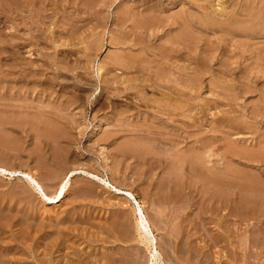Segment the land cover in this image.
Listing matches in <instances>:
<instances>
[{"label": "rangeland", "instance_id": "374dc122", "mask_svg": "<svg viewBox=\"0 0 264 264\" xmlns=\"http://www.w3.org/2000/svg\"><path fill=\"white\" fill-rule=\"evenodd\" d=\"M54 1H46L50 6L49 11L43 14L45 19H41L40 30L36 32L39 43L33 46L29 43L22 47L20 43L19 48L16 44L18 40L14 39L16 48L12 46L7 48L4 41L7 36L10 38L9 34H14V29L9 27L10 23L6 24V14H0V166L30 173L36 180L38 179L47 195H53L67 172L76 168L90 171L110 181L111 185L122 188V192L131 191L142 204L151 221L165 264H206V262L207 264H264V161L262 164L259 163L258 167H253L248 165L251 163L238 165L236 161H230V157L225 163L226 161L221 160L219 156L231 146L232 150L245 149L250 154L264 150V121L263 123L260 121L262 115L264 116V76L259 73L261 76L259 79L240 78L244 72H249L255 67L252 66L255 63L253 58L257 57L256 53L262 52L264 48L262 47L264 46V0H208L209 2L194 0L193 5L190 3L193 0ZM8 2L3 0L4 5ZM206 3L212 6V10L219 11L226 7L227 13L235 12L233 19L240 18L239 21L243 23L240 24L238 21L236 26L243 25L246 28L253 23V20L257 21L253 30L260 35L249 38L246 33H237L235 38L228 30L231 27H225L223 30L219 28L215 33L211 31L200 33V29L192 31L189 25L186 26L188 24L186 11L194 16V20L203 23L200 13L206 12ZM4 5L0 6L1 10ZM154 10L160 11L161 15L169 18L170 22L179 17L186 26L182 28L190 30L196 36L193 35V39L198 40L197 36L205 34L204 38L209 41L208 54L211 58L207 63L208 67L201 71L204 89H197V99L190 100L192 106L194 102L196 106L192 107L193 113L188 114L189 109L185 114L193 115L202 111L205 121L197 134L199 138L203 136L201 141L207 147L203 153L214 154L210 159H213L212 163L219 172L224 166L230 165L228 167L232 170L231 189L229 188L230 191L227 193L229 205L221 206L217 199L209 202L211 198L208 196L209 192H206L202 183H198L196 176L193 175L194 172L188 173L192 171L189 166L183 165L187 170L185 171L179 169L178 164L175 165L177 162L173 160V156L176 154V147L174 148L168 140L159 141L149 136L147 132H150L149 125L152 118L149 109L145 108L142 100L140 101L141 93L136 97L131 95L133 98L130 96L134 102H131L124 93L117 94L123 88L136 85L135 82L130 81H133L136 75L134 69H130L128 62L130 60L135 62L147 55L134 36V20H143L144 15L152 11L154 13ZM254 15H259L262 20L254 19ZM19 18L18 16L17 21L23 19L19 20ZM220 18L224 20L227 16L221 15ZM26 21L28 24L29 20ZM28 26L29 24L20 26L12 36L26 39L29 34ZM158 30L160 34H165L164 38H152L149 46L153 45L152 50L156 49V53L163 50L161 54L164 56L166 53L165 47L162 48L163 44L169 46L171 41L169 39L175 37L182 29L168 24ZM253 30H248V33H254ZM226 32H231L228 38L232 37L233 40H229L228 44L226 43L227 48L222 49L223 45L218 39L226 35ZM195 39L194 42H197ZM157 44H160L159 49ZM250 45L256 50L253 56L250 55L252 49ZM220 47L222 50L219 49ZM171 54L172 58L168 55L161 59L157 58L158 56L156 58L161 61L167 59L164 61L168 64L172 62L182 67H179L180 71L176 69L177 72L185 69L191 75H195V72L198 75L200 71L195 63L183 58L178 59L173 52ZM222 54H225V57ZM124 57L126 60L123 59ZM146 57L147 60L152 58L151 54ZM223 58L229 60L228 64L232 66L234 72L231 76L224 77V81L218 70L219 62L223 61ZM9 62L21 65L24 80L18 73H12L6 78L5 69ZM259 62L261 65L264 63L262 60ZM29 64L37 69L33 75L24 66ZM100 66L102 69L99 75L97 71ZM157 68L156 65L155 70ZM262 68L264 70V65L260 70ZM192 69L197 70L193 72ZM168 71L173 73V70L165 69V72L170 74ZM19 78L22 79L21 82ZM126 78L129 83L126 82ZM210 81L212 84L208 86ZM251 81L256 82L251 83ZM236 84L239 86L236 87L237 89ZM148 86L147 83L145 96L149 99H160L161 94L158 92L156 94V91ZM128 92L135 91L131 89ZM257 111L261 114L259 120L253 119ZM45 129L46 135L43 132ZM205 142L206 144L212 142V151L208 152L211 146L208 147ZM181 145L184 146L185 143ZM183 146L179 147V155H182V151L186 148ZM201 149L197 148L200 152L203 150ZM173 171L176 174L173 175L171 173ZM22 174L0 173V264H60L59 261L62 264H147L149 249L142 240L143 237L138 234L134 203L121 191L117 192L113 186L107 187L99 180L93 183L86 177L87 175L78 173L72 178L71 188L65 199L61 203H53L45 200L37 192L35 184ZM173 177L174 180L170 179ZM191 178L195 179L191 180ZM237 184L239 187H236ZM45 241H49V244Z\"/></svg>", "mask_w": 264, "mask_h": 264}, {"label": "bare ground", "instance_id": "6f19581e", "mask_svg": "<svg viewBox=\"0 0 264 264\" xmlns=\"http://www.w3.org/2000/svg\"><path fill=\"white\" fill-rule=\"evenodd\" d=\"M9 2L4 5L3 3V0L0 1V6L2 7L4 5V8H2L3 10H1L0 8V14H3L4 13L6 14L5 15V19H6V24L10 23L9 27H11L12 29H14V34H15V31L16 29L22 25L26 26L29 24V26L27 27L29 29V34H28V37H26V39H23L22 40V37L21 36H12L9 34L10 38H8V36L6 37L5 39V43H6V47L7 48H10L8 46H12V47H15L14 44V39H17L18 41H21L22 42H19L17 44V46L20 48V46L22 45V47L26 44V45H36L38 44V35H36V32L40 30V25H41V22L42 20L41 19H45L44 17V13L46 11H49V8L50 6H48V3H46V1H49V0H8ZM51 1V0H50ZM54 1V0H53ZM59 1V0H58ZM94 1V0H93ZM207 2H209L208 0H205ZM55 2V1H54ZM66 2V1H65ZM77 2V1H76ZM83 2V1H81ZM195 2L194 0L193 1H190V3L193 5ZM211 2V1H210ZM3 3V4H2ZM80 3V2H79ZM84 3H86L84 1ZM83 3V4H84ZM90 3V2H89ZM211 4V3H210ZM219 4V3H218ZM222 4V3H220ZM248 4V3H247ZM78 5V4H77ZM86 5V4H85ZM206 12H202L200 13L201 16H202V19H203V23H200V21L198 22V20H194V16L191 15V13L189 11H186V15L187 16V21L186 23V26L189 25L191 28L189 29H192V31L195 30H199L200 33H207L209 31L211 32H214L215 31H218L219 28L221 30H223L225 27H231L230 29H228L229 31H231V36L232 37H235V35L238 34H241V33H246L247 34V37L249 38H256L258 35V33H255L254 32V28L255 25L257 24V21L254 22L253 20V23H251V25L247 26L245 28V26H236V23H238L239 20L238 19H233L234 18V13H227V11L225 10V8L223 7L221 10H212L211 9V5H209L208 3H206ZM82 6V4H81ZM92 6V5H91ZM188 6V5H187ZM232 6V5H231ZM52 7H54L52 5ZM76 7V6H75ZM97 7V6H95ZM214 7V6H213ZM228 7V6H227ZM77 8V7H76ZM83 8V7H82ZM88 8V7H87ZM94 8V7H93ZM61 9V8H60ZM71 9V8H70ZM84 9V8H83ZM192 9V8H191ZM252 9V8H251ZM260 9H261V6H260ZM57 10V9H56ZM55 10V11H56ZM190 10V9H189ZM51 11V10H50ZM155 11V10H154ZM157 11V12H156ZM154 13L153 11L151 13H147L146 15H144V19H136L134 20V29L135 31H133L134 33V36L136 38V41H138L139 45H141V47H143V51L145 49V53L147 55H143L144 58L146 56H149V54H151V57L152 58H149L147 60V57H146V60L144 59H137V61H127L128 64H129V67L130 69H134L133 71L135 72L133 78V81L130 80L131 82H135L136 85H133V87H126V88H123V90H120V92H118L117 94H120L121 93H124L126 95L127 98H130L131 95H135V97L137 95L140 94V101L142 100L145 104V108L149 109V115H151V118L152 120H150V125L151 126V129H150V132H147L149 133L148 135L149 136H152L153 139L155 140H159V141H162V140H168L169 142H171L174 146V148L176 147V154L175 156H173V160H175L177 163H175V165L178 164V168L179 169H183L185 171H187L186 169L183 168V165L184 164H187L189 166V169L192 170L188 173H192L193 172L196 174H193L194 176H196V179L198 180V183H202V185L205 187V189L207 190L206 192H209L210 195H208L210 201H212L213 199H217L218 203H221V206H225L226 204H228L229 202V199H228V192L230 191L229 188L231 189V185H230V174L232 172V170L229 168L230 165L228 166H224V168L222 169V171H218L216 170L215 168V164L212 163L213 159H210L212 154H207L205 155L203 153V151L205 150L206 151V146L204 145V143H202L201 139L203 140V136L202 138L198 136L197 132L202 128L203 126V122L205 121V115L202 114V111L201 112H198V113H195L193 115H187L185 114V112H187V110L190 111V113L188 114H192L193 112L192 111V107L195 106V102H194V106L193 103L190 102V100L192 101L193 99H195L196 97H198V90L197 89H204V86L202 87V82L204 80L203 79V69H206L208 67L207 63L210 61V54L209 53V41L206 40L205 37V34H202L200 36H197L198 40H195L197 42H194V39H193V33L190 32V30H186L185 28H182V26L184 27V23L182 22L181 19H179V17H176L175 20H171L172 22H170L169 18H164V16H162L161 12L156 10ZM208 11V12H207ZM260 11V10H259ZM53 12V11H51ZM231 12V11H230ZM261 12V11H260ZM76 13V12H75ZM99 13V12H98ZM48 14V13H47ZM69 14V13H67ZM193 14V13H192ZM239 14V13H238ZM50 15V14H49ZM74 15V14H73ZM222 16H227L226 19H222L220 18ZM249 16V14H247ZM18 16L20 18H23L22 20L19 18V20L21 21H17L18 19ZM55 16V15H54ZM26 17V18H25ZM42 17V18H41ZM64 17V16H63ZM73 17V16H72ZM142 17V18H143ZM196 17V16H195ZM260 16H255L254 15V19L258 18L259 20H262L259 18ZM3 18V17H2ZM50 18V17H49ZM53 18V16H52ZM67 18V17H66ZM71 18V17H70ZM174 18V17H173ZM197 18V17H196ZM251 18V17H250ZM27 20L28 21V24H27ZM69 19V18H67ZM75 19V18H74ZM95 19V18H94ZM172 19V18H171ZM186 19V18H185ZM201 19V18H200ZM253 19V17H252ZM2 20V19H1ZM14 20H15V23H14ZM47 20V19H46ZM50 20V19H49ZM64 21V20H62ZM98 21V20H97ZM133 21V20H132ZM185 21V20H184ZM248 21V20H247ZM246 21V22H247ZM72 22V21H71ZM70 22V23H71ZM83 22V21H82ZM240 22V21H239ZM251 22V21H250ZM261 22V21H260ZM45 23V22H44ZM69 23V24H70ZM133 23V22H132ZM172 25V26H175L176 28H179V29H182L181 32H179L175 37H170L171 39H169V43L170 45L169 46H166L164 43L162 48L165 47L164 51L166 53V55H168L169 57H171V53L173 52V54H176L178 57H175L178 58V59H187V60H190L191 62L195 63L199 68L197 74L196 75V70H193V72H195V75H191V73L189 74V72L187 73L185 71V69H183V73L179 72L180 69L177 64L174 65L172 64H168L167 61H164V60H167V59H164L163 61L157 59V58H160L161 57H166V55L162 56V52L163 50H161L159 53H156V49L153 51V45L149 46L150 45V42L152 40V38H164L165 34H160V30H158L159 28H163L165 25H168V24ZM259 23V21H258ZM84 24V23H83ZM240 24H243L242 22H240ZM62 25V24H61ZM60 25V26H61ZM76 25V24H74ZM7 28L8 25H6ZM43 26V25H42ZM68 26V25H67ZM185 26V27H186ZM259 26V25H258ZM45 27V26H44ZM63 27V26H62ZM188 27V26H187ZM1 28V27H0ZM4 28V27H3ZM46 28V27H45ZM73 28V27H71ZM93 28V27H92ZM226 28V30H227ZM10 29V28H9ZM65 29V28H64ZM79 29V28H77ZM90 29V28H89ZM47 30V29H46ZM49 30V29H48ZM83 30V28H82ZM163 30V29H162ZM161 30V31H162ZM227 30V31H228ZM248 30H253L254 33H248ZM256 30V29H255ZM258 30V29H257ZM264 30V29H263ZM62 31V30H61ZM93 31V30H92ZM91 31V32H92ZM132 31V30H131ZM259 31V30H258ZM12 32V31H11ZM42 32V31H41ZM87 32V30H86ZM122 32V31H121ZM197 32V31H195ZM252 32V31H251ZM71 33V32H70ZM83 33V32H81ZM159 33V34H158ZM168 33V32H167ZM230 33H227L226 32V35L224 34L223 36H221L218 40V42L222 45H223V48L222 49H225L226 45L228 44L227 42L229 40H233L232 37H230V39L228 38L230 35ZM199 34V33H197ZM41 35V34H40ZM43 35V34H42ZM52 35V34H51ZM54 35V34H53ZM65 35V34H64ZM72 35V34H71ZM76 35V34H75ZM119 35V34H118ZM168 35V34H167ZM5 36V35H4ZM74 36V35H73ZM83 36V35H82ZM81 36V37H82ZM195 36V35H194ZM20 37V39H19ZM53 37V36H51ZM54 37L57 38V36L54 35ZM60 37V36H59ZM67 37V36H66ZM70 37V36H69ZM76 37V36H75ZM84 37V36H83ZM169 37V36H168ZM196 37V36H195ZM236 38V37H235ZM48 39V38H47ZM60 39V38H59ZM62 39V38H61ZM71 39V38H70ZM79 39V38H78ZM42 40V39H41ZM56 40V39H55ZM66 40V39H65ZM73 40V39H72ZM71 40V41H72ZM168 40V38H167ZM84 41V40H83ZM203 41V42H202ZM250 41V39H249ZM57 42V41H56ZM64 42V40H63ZM82 42V40H81ZM120 42V41H119ZM163 42V41H162ZM203 44H202V43ZM240 42V41H239ZM21 43V45H20ZM67 43V42H66ZM74 43V42H73ZM135 43V42H134ZM168 43V42H167ZM195 43V44H194ZM227 43V44H226ZM41 44V43H40ZM62 44V43H61ZM78 44V43H77ZM156 44V43H155ZM161 44V43H160ZM160 44H157L159 45L158 49L160 48ZM202 44V45H200ZM5 45V44H3ZM67 45V44H66ZM241 45V44H240ZM243 45V44H242ZM73 46V45H72ZM11 47V48H12ZM46 47V46H45ZM57 47V46H56ZM247 47V46H246ZM251 47V45H250ZM262 47H264L262 45ZM16 48V47H15ZM14 48V49H15ZM227 48V47H226ZM252 48V49H251ZM249 50L251 51L250 52V55L253 56V54L255 55V49H253V47H251ZM59 49V48H58ZM125 49H127L125 47ZM142 49V48H141ZM220 50L221 47L219 48ZM263 51L260 52V53H256L257 57H252L253 59H255V63L254 65L252 66H255L254 68L252 67V70L250 69L249 72L246 71V73L244 72L242 77L240 78H246L247 79H250L252 80L254 77L255 78H260L261 76L259 75V73H262V75L264 76V70L263 68L260 70L261 67H263V65L260 64L259 60H262L264 61V48L262 49ZM32 51V50H31ZM73 51V50H72ZM140 51V50H139ZM156 51V52H155ZM159 51V50H158ZM141 52V51H140ZM138 52V53H140ZM221 52V51H220ZM144 53V52H143ZM144 53V54H145ZM164 53V54H165ZM7 54V53H5ZM45 54V53H44ZM49 54V53H48ZM52 54V53H51ZM135 54V53H133ZM3 55V54H2ZM12 55V54H11ZM13 55H16V54H13ZM223 56L225 54H222ZM221 55V56H222ZM242 55V54H241ZM116 56V55H115ZM124 56V55H123ZM156 56H158L156 58ZM174 56V55H173ZM250 56V57H251ZM11 57V56H10ZM19 57V56H18ZM61 57V56H60ZM67 57V56H65ZM118 57V56H117ZM122 57V56H121ZM127 57V56H125ZM123 58L126 60V58ZM132 57V55H131ZM136 56H134L135 58ZM225 57V56H224ZM233 57V56H232ZM235 57V56H234ZM7 58V57H6ZM26 58V57H25ZM29 58V57H28ZM120 58V57H119ZM129 58V57H128ZM133 58V57H132ZM130 58V59H132ZM138 58V57H137ZM168 58V57H167ZM172 58V57H171ZM229 58V57H228ZM237 58V57H236ZM11 59V58H10ZM16 59V58H15ZM23 59V58H22ZM47 59V58H46ZM51 59V57H50ZM87 59V58H86ZM115 59V58H114ZM177 59V60H178ZM249 59V58H248ZM9 60V59H8ZM12 60V59H11ZM37 60V59H35ZM124 60V61H125ZM134 60V59H132ZM169 60V59H168ZM176 60V62H177ZM219 60V59H218ZM223 58V61H220V66L218 68V70L220 71L221 74L219 75H222V81H224V77H227V76H231L232 74H234L233 72V69H232V66L230 67V65L228 64L229 63V60H226ZM39 61V60H37ZM172 61V60H170ZM179 61V60H178ZM56 62V61H55ZM175 62V60H174ZM185 62V61H183ZM34 63V62H33ZM46 63V62H45ZM50 63V62H49ZM60 63V62H59ZM22 64V63H21ZM126 64V62H125ZM232 64V63H230ZM5 65V64H4ZM36 65V64H35ZM53 65V64H52ZM67 65V64H66ZM114 65V64H112ZM158 66V68L155 70V66ZM173 65V66H172ZM180 65V64H179ZM7 68L5 69V75H6V78L7 77H10V75L12 73H18V74H21L23 73V68L21 67V65L18 63H7ZM26 66V68H28V71L29 73H33L35 74V71L37 69L34 68V66L32 65H24ZM39 66V65H38ZM76 66V65H75ZM119 66V65H118ZM250 66V65H249ZM44 67V66H43ZM47 67V66H45ZM58 67V66H57ZM66 67V66H65ZM104 67V66H103ZM111 67V66H110ZM113 67V66H112ZM115 67V66H114ZM113 67V68H114ZM127 67V66H126ZM188 67V66H187ZM186 67V68H187ZM248 67V66H247ZM71 69V67H69ZM182 68V67H180ZM194 68V67H193ZM196 68V67H195ZM236 68V67H235ZM48 69V68H47ZM102 69V66H100L98 68V73L100 75L101 73V70ZM165 69H169V70H173V73L171 74L170 72L172 71H168L170 74L166 73L165 72ZM179 69V71L177 72V70ZM201 69V70H200ZM25 70V69H24ZM112 70V69H111ZM176 70V71H175ZM208 70V69H207ZM191 71V72H192ZM202 71V72H201ZM206 71V70H205ZM262 71V72H261ZM51 72V71H50ZM53 72V71H52ZM192 72V73H193ZM26 73V72H25ZM80 73V72H79ZM218 73V72H217ZM64 74V73H63ZM123 74V73H122ZM129 74V73H128ZM187 74V76L185 75ZM253 74V75H252ZM60 75V74H59ZM67 75V74H66ZM81 75V74H80ZM130 75V74H129ZM133 75V74H132ZM131 75V76H132ZM206 75V74H205ZM13 76V75H12ZM45 76V75H44ZM63 76V75H62ZM105 76V75H104ZM116 76V75H115ZM25 78V76H21V78ZM30 77V76H29ZM34 77V76H33ZM50 77V76H49ZM217 77V76H216ZM21 78H19L20 82H21ZM23 78V80H24ZM56 78V77H55ZM116 78V77H114ZM119 78V77H118ZM123 78V77H122ZM202 78V79H201ZM239 78V76L237 77ZM30 79V78H28ZM53 79V78H52ZM60 79V78H59ZM62 79V78H61ZM81 79V78H80ZM85 79V78H84ZM127 79V78H126ZM132 79V78H131ZM232 79V78H231ZM11 80V79H9ZM8 80V81H9ZM36 80V79H35ZM34 80V81H35ZM75 80V79H74ZM124 80V79H123ZM221 80V79H220ZM226 80V79H225ZM12 81V80H11ZM103 81V80H102ZM111 81V79H110ZM109 81V82H110ZM115 81V80H114ZM138 83H137V82ZM227 81V80H226ZM249 81V80H248ZM5 82V81H4ZM26 82V81H23V83ZM52 82V81H51ZM106 82V81H105ZM118 82V81H117ZM126 82H128V79L126 80ZM146 82V83H145ZM252 82H256V81H251ZM14 83V82H13ZM43 83V82H42ZM86 83V82H85ZM129 83V82H128ZM127 83V84H128ZM147 83L149 84L150 88L152 87V89L154 91H156V94L157 92L160 95V99H149L147 98L146 95V85ZM214 83V82H213ZM223 83V82H222ZM32 84V83H31ZM90 84V83H89ZM212 82L210 81L208 86L211 85ZM226 84V82H225ZM43 85V84H42ZM115 85V84H114ZM230 85V83H229ZM53 86V85H52ZM148 86V87H149ZM207 86V84L205 85ZM233 86V85H232ZM231 86V87H232ZM238 85L236 84L235 88L237 87ZM56 87V86H55ZM121 87V86H120ZM123 87V86H122ZM211 87V86H210ZM230 87V86H228ZM239 87V86H238ZM12 88V87H11ZM74 88V87H73ZM118 88V87H117ZM233 88V87H232ZM115 89V88H114ZM131 89H133V91L135 92H128V91H131ZM208 89H212V88H208ZM231 89V88H230ZM237 89V88H236ZM246 90H249L247 88H245ZM8 90V89H7ZM60 90V89H59ZM110 90V89H109ZM119 90V89H117ZM128 90V91H127ZM148 90V89H147ZM244 90V89H242ZM34 91V90H32ZM115 91V90H114ZM200 91V90H199ZM232 91V90H231ZM102 92V91H101ZM116 92V91H115ZM214 92V91H212ZM50 93V92H49ZM67 93V92H66ZM110 93V92H109ZM114 93V92H113ZM112 93V94H113ZM149 93V92H148ZM244 93V92H243ZM31 95V94H30ZM33 95V94H32ZM239 95V94H237ZM72 96V95H71ZM132 97V96H131ZM133 98V97H132ZM111 99V98H110ZM131 99V98H130ZM197 99V98H196ZM264 99V98H263ZM194 101V100H193ZM197 101V100H196ZM218 101V100H217ZM31 102V101H30ZM75 102V101H74ZM131 102H134L133 99H131ZM15 103V102H14ZM233 103V102H232ZM62 104V103H61ZM128 104V103H127ZM17 105V104H15ZM48 105V104H47ZM139 105V104H138ZM22 106V105H21ZM39 106V105H38ZM132 106V105H131ZM129 106V107H131ZM134 106V105H133ZM140 106V105H139ZM20 107V106H19ZM106 107V106H105ZM196 107V106H195ZM21 108V107H20ZM100 108V107H99ZM133 108V107H132ZM105 110V109H104ZM130 110V109H129ZM194 110V109H193ZM103 111V110H102ZM127 111V110H125ZM141 111V109H140ZM188 111V112H189ZM32 114V112H31ZM64 114V113H63ZM148 114V113H147ZM53 115V114H52ZM261 114L257 111L254 113V117L253 119L255 120H259L260 119V116ZM62 116V115H61ZM140 116V115H139ZM33 117V116H32ZM43 117V115H42ZM45 117V116H44ZM58 117V116H56ZM60 117V115H59ZM64 117V116H63ZM66 117V116H65ZM64 117V118H65ZM72 117V116H71ZM84 117V116H83ZM97 117V116H96ZM212 117V116H211ZM262 117L264 118V116L262 115ZM81 118V117H80ZM94 118V117H93ZM261 118V119H263ZM8 119V118H7ZM224 119V117H223ZM260 121H264V120H261ZM34 120V119H33ZM63 120V119H62ZM80 120V119H79ZM7 121V120H6ZM35 121V120H34ZM70 121V120H69ZM104 121V120H103ZM57 122V121H56ZM79 122V121H78ZM255 122V121H254ZM10 123H13V122H10ZM23 123V121H22ZM39 123V122H38ZM44 123V122H42ZM50 123V122H49ZM71 123V122H70ZM69 123V124H70ZM100 123V122H99ZM263 123V122H262ZM59 124V123H58ZM96 124V123H95ZM207 124V123H206ZM47 125V124H46ZM74 125V124H73ZM77 125V124H76ZM148 125V124H147ZM229 125V124H228ZM52 126V125H51ZM58 126V125H57ZM101 126V125H100ZM144 128L146 126H143ZM61 128V127H60ZM147 128V127H146ZM37 129V128H36ZM74 129V128H73ZM72 129V130H73ZM98 129V128H97ZM123 129V128H122ZM148 129V128H147ZM32 130V129H31ZM48 130V129H47ZM51 130V129H49ZM96 130V129H95ZM237 130H240L239 128H237ZM8 131V130H7ZM40 131V130H39ZM46 129L43 130L44 134L46 135ZM53 131V130H52ZM62 131V130H61ZM119 131V130H118ZM142 131V130H141ZM49 132V131H48ZM52 133V132H51ZM54 133V132H53ZM98 133V132H97ZM143 133V132H142ZM43 134V133H42ZM105 134V133H104ZM146 134V133H145ZM98 135V134H97ZM106 135V134H105ZM147 135V134H146ZM147 135V136H148ZM57 136V135H56ZM64 136V135H63ZM67 137V136H66ZM45 138V137H44ZM49 138V137H48ZM110 138V137H109ZM217 138V137H216ZM58 139V138H57ZM77 139V138H76ZM99 139V138H98ZM152 139V140H153ZM105 140V139H104ZM187 140H189V142H187ZM191 140V141H190ZM200 141L202 144H200ZM210 141V140H209ZM46 142V141H45ZM73 142V141H72ZM183 142L185 143V145H181L183 144ZM58 143V141H57ZM170 143V144H171ZM181 143V144H180ZM42 144V143H41ZM169 144V143H168ZM180 144V145H179ZM206 144V142H205ZM43 145V144H42ZM53 145V144H52ZM65 145V144H64ZM209 146L212 145V142H210L209 144H206ZM215 145V144H214ZM76 146V145H75ZM186 147L183 151H182V155H179L180 153V148L179 147ZM230 146V145H229ZM65 147V146H64ZM107 147V146H106ZM172 147V146H171ZM227 147V146H226ZM260 147V146H259ZM62 148V147H61ZM100 148V147H99ZM124 148V147H123ZM170 148V147H169ZM197 148H202L201 152L199 150H197ZM218 148V147H217ZM262 148V147H261ZM102 149V148H101ZM117 149V148H116ZM172 149V148H171ZM238 149V148H237ZM232 150V146L229 147V148H226L223 152H221L219 154V156H221V160H224L226 161L225 163H227V160L228 157H230V161L232 160L233 161H236V163H238V165H245V164H248V163H251V164H248L249 166L252 165L253 167L255 166H259V163L262 164V162L264 161V150H260V151H256V152H252L251 154L249 152H246L247 150H243L242 149L240 150ZM260 149V148H259ZM42 150V149H41ZM63 150V148H62ZM122 150V149H121ZM126 150V149H125ZM213 150V147L211 146L210 149L208 150V152L212 151ZM102 151V150H101ZM106 151V150H105ZM108 151V150H107ZM162 151V150H161ZM218 151V150H217ZM254 151V150H253ZM38 152V151H37ZM58 152V150H57ZM63 152V151H62ZM129 152V151H128ZM51 153V152H50ZM56 154V153H55ZM63 154V153H62ZM66 154V153H65ZM67 155V154H66ZM118 155V154H117ZM133 155V154H132ZM131 155V156H132ZM214 155V154H213ZM48 156V154H47ZM50 156V155H49ZM134 156V155H133ZM53 157V156H52ZM70 157V156H69ZM171 157V156H169ZM168 157V159H169ZM72 158V157H70ZM236 158V159H234ZM73 159V158H72ZM71 159V160H72ZM44 160V159H43ZM42 160V161H43ZM55 160V159H54ZM59 160V159H58ZM62 160V159H61ZM65 160V159H64ZM94 160V159H93ZM47 161V160H46ZM69 161V160H67ZM217 161V160H216ZM70 162V161H69ZM214 162V161H213ZM222 162V161H221ZM51 163V162H50ZM58 163V162H57ZM171 163H173V161H171ZM180 163V164H179ZM220 163V162H219ZM224 163V162H223ZM245 163V164H244ZM64 164V163H63ZM174 164V163H173ZM222 164V163H221ZM235 164V163H234ZM73 165V164H72ZM76 165V164H75ZM78 165V164H77ZM186 165V166H187ZM219 165V164H218ZM237 165V164H236ZM66 166V165H64ZM160 166V165H159ZM187 166V168H188ZM217 166V165H216ZM236 167V166H235ZM175 168V167H174ZM234 168V167H233ZM11 169V170H10ZM10 169H7L5 168V166H0V173L1 174H9V175H15V174H21L23 173L22 175L26 176L28 178V180H30L31 182H33V184H35L36 186V190L37 192H39L41 194V196L45 199V200H49V201H52L53 203H61L66 195L69 193L70 191V188H71V183H72V178L75 177L76 174L78 173H84L85 175H87L86 177L90 178L93 183H97V180H99L100 182H102L103 184H105L107 187H111L113 186V188L115 190H117V192L121 191L122 188H117L116 185H111V182L106 180V179H103L101 177H98L97 175L91 173L90 171H86L82 168H76V169H71L67 172L66 176H65V179L62 180L56 190V192L53 194V195H47L46 192L44 191L42 185L32 176L30 175V173H27V172H24V171H21V170H12V168ZM52 169V168H51ZM260 169V168H259ZM94 170V169H93ZM177 170V169H176ZM221 170V169H220ZM237 170V169H236ZM244 170V169H243ZM264 170V169H263ZM59 171V170H57ZM61 171V170H60ZM180 171V170H179ZM178 171V172H179ZM242 171V170H241ZM40 172V171H39ZM175 171L171 172L172 174L174 173ZM182 172V171H181ZM234 172V171H233ZM244 172V171H243ZM252 172V171H251ZM60 173V172H59ZM170 173V172H169ZM184 174H186L184 171H183ZM176 174V173H174ZM173 174V175H174ZM54 175V174H53ZM171 175V174H170ZM181 175V173H180ZM243 175V174H242ZM260 175V174H259ZM48 176V175H47ZM50 176V175H49ZM190 176V175H189ZM192 177V175H191ZM240 177V176H239ZM245 177V175H244ZM259 177V176H258ZM257 177V178H258ZM47 178V177H46ZM57 178H60V177H57ZM175 177L173 178H170L172 180H174ZM190 178V177H189ZM242 178V177H241ZM195 179V178H194ZM193 178H191V180H194ZM177 180V178L175 179V181ZM196 181V180H195ZM256 181V180H255ZM46 183V181H44ZM90 182V181H89ZM171 182V181H170ZM197 182V181H196ZM232 182V181H231ZM74 183V182H73ZM92 183V182H91ZM173 183V182H172ZM194 183V181H193ZM242 185V184H241ZM250 185V184H249ZM248 185V186H249ZM253 185V184H252ZM261 185V184H260ZM34 186V185H33ZM85 186V185H84ZM234 186V185H233ZM232 186V187H233ZM238 186V184L236 185V187ZM89 187V186H88ZM239 187V186H238ZM257 187V186H256ZM255 187V188H256ZM94 188V187H93ZM112 188V189H113ZM173 188V187H172ZM214 188V190H213ZM217 190H216V189ZM219 188L221 190H219ZM235 188V187H234ZM87 189V188H86ZM239 189V188H238ZM252 189H254L252 187ZM251 189V191H252ZM257 189V188H256ZM261 189V187H260ZM82 190V189H81ZM258 190V189H257ZM89 191V190H88ZM227 191V192H226ZM122 192V191H121ZM264 192V191H263ZM124 195H126V197L129 199V200H132L133 201V206H134V212H135V218H136V221H137V229H138V234L140 233V235L143 237L142 240H144L147 244V247L149 249V260L147 262V264H165L164 262V257H163V254L160 252L158 246V238L156 237V234L155 232L153 231V228H152V224H151V221L149 219V217L147 216V214L145 213V210H144V207L142 206V204L137 200L136 196L134 195V193H132L131 191L129 190H124L122 192ZM121 193V194H122ZM258 193V191H257ZM20 194V193H19ZM205 194V193H204ZM172 195V194H171ZM254 196V195H253ZM263 196V195H262ZM203 197V196H202ZM201 197V198H202ZM204 198V197H203ZM243 199V198H242ZM204 201V200H203ZM264 202V201H263ZM249 204V203H248ZM210 205V204H208ZM229 205V204H228ZM208 207V206H207ZM210 207V206H209ZM5 210V209H4ZM33 211V210H32ZM213 211V210H212ZM11 213V212H10ZM45 213V212H44ZM125 213V212H124ZM122 213V214H124ZM208 213V212H206ZM8 214V213H7ZM205 214V213H204ZM2 216V215H1ZM4 217V216H3ZM19 217V216H18ZM45 217V216H44ZM242 218V217H240ZM1 220V219H0ZM9 220V219H8ZM124 220V219H123ZM4 221V220H3ZM6 221V220H5ZM196 221V220H195ZM243 221V220H242ZM19 222V221H18ZM24 222V221H23ZM27 222V221H26ZM29 222V221H28ZM15 223V222H14ZM10 224V223H9ZM114 224V223H113ZM16 225V223H15ZM22 225V224H21ZM30 225V224H29ZM32 225V224H31ZM34 225V224H33ZM201 225V224H200ZM44 226V225H43ZM123 226V225H122ZM35 227V226H33ZM46 227V226H45ZM109 227V226H108ZM112 227V226H111ZM205 227V226H204ZM62 228V226H61ZM116 228V227H115ZM119 228V227H118ZM208 228V227H207ZM64 229V227H63ZM71 229V228H70ZM111 229V228H110ZM54 230V229H53ZM31 231V229H30ZM113 231V229H112ZM120 231V230H119ZM208 231V230H207ZM53 232V231H52ZM59 232V231H58ZM198 232V231H197ZM3 233V232H2ZM18 233V232H17ZM56 233V232H55ZM113 233V232H112ZM25 234V233H24ZM45 234V233H44ZM58 234V233H57ZM66 234V233H65ZM111 234V233H110ZM213 234V233H212ZM3 235V234H2ZM33 235V234H32ZM35 235V234H34ZM56 235V234H55ZM62 235V234H61ZM5 236V235H4ZM16 236V235H15ZM21 236V235H20ZM27 236V235H26ZM37 236V235H36ZM1 237V236H0ZM29 237V236H28ZM42 237V236H41ZM52 237V236H51ZM141 237V238H142ZM214 237V236H213ZM8 238V237H7ZM14 238V237H13ZM21 238V237H20ZM33 238V237H32ZM53 238V237H52ZM56 238V236H55ZM54 238V239H55ZM62 238V237H61ZM3 239V238H2ZM6 239V238H5ZM49 239V238H48ZM59 239V238H58ZM120 239V238H119ZM205 239V238H204ZM22 240V239H21ZM20 240V241H21ZM17 241V240H16ZM67 241V240H66ZM207 241V240H206ZM12 242V240H11ZM24 242V241H23ZM22 242V243H23ZM46 242V241H45ZM53 242V241H52ZM55 242V241H54ZM53 242V243H54ZM57 242V241H56ZM77 242V241H76ZM75 242V243H76ZM143 242V241H142ZM212 242V241H211ZM21 243V244H22ZM49 244V241L46 242ZM144 243V242H143ZM56 244V243H55ZM221 244V243H219ZM246 244V243H244ZM23 245V244H22ZM61 245V244H60ZM206 245V244H205ZM44 246V245H43ZM42 246V248H43ZM72 246V245H71ZM76 246V245H75ZM78 246V245H77ZM216 246V245H215ZM246 246V245H245ZM20 247V246H19ZM29 247V245H28ZM66 247V246H64ZM69 247V246H68ZM80 247V245H79ZM46 248H48L46 246ZM51 248V246H50ZM49 248V249H50ZM54 248V247H52ZM81 248V247H80ZM243 248V247H242ZM13 249L15 250L14 246H13ZM17 249H18V246H17ZM29 249V248H28ZM40 249V248H39ZM48 249V250H49ZM65 249V248H64ZM251 249V248H250ZM12 250V249H11ZM67 250V249H66ZM73 250V249H72ZM79 250V249H78ZM81 250V249H80ZM207 250V249H206ZM21 251V250H20ZM63 251V250H61ZM246 251V250H245ZM5 252V251H4ZM12 252V251H11ZM43 252V250H42ZM49 252V251H48ZM54 252V251H53ZM75 252V251H74ZM88 252V251H87ZM219 252V251H218ZM6 253V252H5ZM8 253V252H7ZM16 253V252H15ZM69 253V252H68ZM112 253V252H111ZM220 253V252H219ZM43 254V253H42ZM66 254V253H65ZM70 254V253H69ZM76 254V253H75ZM116 254V253H115ZM2 255V254H1ZM6 255V254H5ZM9 255V254H8ZM13 255V254H12ZM16 255V254H14ZM73 255V254H72ZM201 255V254H200ZM199 255V256H200ZM22 256V255H20ZM41 256V255H40ZM88 256V255H87ZM131 256V255H130ZM2 257V256H1ZM59 257H63V256H59ZM103 257V255H102ZM117 257V256H116ZM206 257V256H205ZM209 257V256H208ZM5 258V257H4ZM47 258V257H45ZM118 258V257H117ZM127 258V257H126ZM252 258V257H251ZM57 259V258H56ZM101 259V257H100ZM128 259V258H127ZM166 259V258H165ZM221 259V258H220ZM99 260V259H98ZM116 260V259H115ZM132 260V259H131ZM211 260V259H210ZM213 260V259H212ZM75 261V260H74ZM79 261V260H78ZM199 261V260H198ZM4 262V261H3ZM46 262V261H45ZM60 264L61 261H59ZM63 262V260H62ZM86 262V261H85ZM84 262V263H85ZM94 262V261H93ZM117 262V261H116ZM168 262V261H167ZM217 262V261H216ZM245 262V260H244ZM55 263V262H54ZM76 263V262H74ZM128 263V262H127ZM130 263V262H129ZM172 263V261H171ZM209 263V262H208ZM230 263V262H229ZM237 263V262H236ZM3 264V263H2ZM15 264V263H14ZM67 264V263H66ZM203 264V263H202ZM207 264V262H206ZM223 264V263H222ZM234 264V263H233Z\"/></svg>", "mask_w": 264, "mask_h": 264}]
</instances>
